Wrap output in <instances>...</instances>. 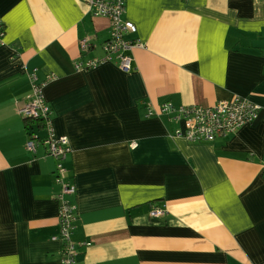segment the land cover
Masks as SVG:
<instances>
[{"label":"crops","instance_id":"1","mask_svg":"<svg viewBox=\"0 0 264 264\" xmlns=\"http://www.w3.org/2000/svg\"><path fill=\"white\" fill-rule=\"evenodd\" d=\"M124 1L145 45L128 71L76 69L111 36L90 0H0V264H62L64 201L77 264H264V0ZM34 81L51 132L19 113ZM236 96L257 119L211 141L162 112ZM50 134L69 140L60 181Z\"/></svg>","mask_w":264,"mask_h":264},{"label":"built area","instance_id":"2","mask_svg":"<svg viewBox=\"0 0 264 264\" xmlns=\"http://www.w3.org/2000/svg\"><path fill=\"white\" fill-rule=\"evenodd\" d=\"M91 11L95 16L107 17L111 21V36L103 44L104 57H94L88 61H79L75 67L77 70H90L103 62L115 60L123 70H130L133 57L130 54L134 47H145L139 40L127 39V35L135 34L138 31L137 25L124 19L126 13V3L124 0H90ZM4 26L0 22V44H3L2 36ZM82 53L90 52L96 45L88 37L80 40ZM48 79H52L49 77ZM34 98L30 103L19 110V113L26 118L45 122L49 132H51L52 111L47 104L43 93L42 85L33 82ZM260 107L245 97L236 96L232 99L219 100L214 105H189L175 107L165 104L162 112L171 115V118L178 123L175 136L184 138L191 142L211 141L223 135L237 131L240 127L253 123L259 115ZM37 137V136H36ZM32 137L27 142V148L35 151L41 143V139ZM43 143L49 148L50 155L58 161L57 179L62 180L65 171L63 161L66 159L70 149L69 140L63 136L54 138L50 134L43 139ZM65 192L72 193L73 186L64 185ZM76 207L73 203L64 201L59 211L60 235L59 239L63 243L62 264H77L79 253L78 244L73 241V230ZM162 210H155L154 215L162 214ZM89 245V243H87Z\"/></svg>","mask_w":264,"mask_h":264},{"label":"trees","instance_id":"3","mask_svg":"<svg viewBox=\"0 0 264 264\" xmlns=\"http://www.w3.org/2000/svg\"><path fill=\"white\" fill-rule=\"evenodd\" d=\"M38 121H41V120H38Z\"/></svg>","mask_w":264,"mask_h":264}]
</instances>
